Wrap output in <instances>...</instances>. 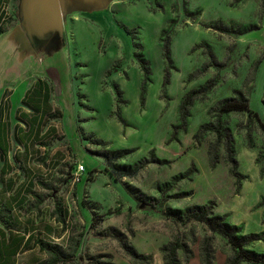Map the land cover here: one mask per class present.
Segmentation results:
<instances>
[{
	"label": "rangeland",
	"instance_id": "obj_1",
	"mask_svg": "<svg viewBox=\"0 0 264 264\" xmlns=\"http://www.w3.org/2000/svg\"><path fill=\"white\" fill-rule=\"evenodd\" d=\"M18 4L5 0L0 9V104L12 97L13 128L17 104L45 101L46 89L57 109V137L31 160L40 166L32 206L40 198L46 220L68 227L61 246L70 257L55 264H165L162 246L177 238L186 246L180 262L203 264L206 237L213 264H226L233 254L227 238L178 219L196 206L254 235L246 248L264 253V1L117 0L97 21L70 19V42L57 53L68 66L64 91L58 74L41 73L40 44L28 40ZM10 72L18 75L4 83ZM196 89L184 123L182 102ZM239 92L250 110L223 119L235 141L240 188L225 146L217 165L210 163L215 133L194 138ZM80 164L87 170L78 172Z\"/></svg>",
	"mask_w": 264,
	"mask_h": 264
},
{
	"label": "crops",
	"instance_id": "obj_2",
	"mask_svg": "<svg viewBox=\"0 0 264 264\" xmlns=\"http://www.w3.org/2000/svg\"><path fill=\"white\" fill-rule=\"evenodd\" d=\"M116 2L117 0H19L21 19H23L22 16H30V13H33L32 15L40 20V38L37 42L40 44L38 47L40 54L45 55L44 58L42 55L40 57V71L44 74L51 71L58 74L63 91L70 89V85H63L68 66L66 62L63 64L58 60L57 53L61 52L70 42L69 20L79 21L89 18L91 21H97L96 17ZM26 10L27 13H25ZM28 37L32 43L36 39L29 34ZM46 57L51 61L47 66H41L45 63ZM16 75L18 74L14 72L8 73L4 83L11 82ZM52 89L51 96L54 93V87ZM11 98L9 94H6L0 104V121L3 125V130L0 131V264H40L49 258V254L44 249L45 243L65 245L68 240V227L63 229L61 223L59 226L54 225L46 220L47 217L43 213H40L38 209L40 198L33 203V206L31 203V194L37 190V178H40V166L31 165V160L34 163V158L41 153L42 141L53 140L57 137L58 129L53 119L47 117L44 120L43 115L45 114L40 111V120L42 118L44 121L42 130L39 132L35 130L31 139H28L30 131L26 121L20 118V113L30 114L33 110L20 101L15 109L17 123L13 128L11 115L13 100ZM49 101L52 104V111H56L52 98ZM103 111L106 116L107 108L104 107ZM75 113L76 108H73L69 121H75ZM64 115L63 111L61 117ZM18 126L23 128L19 129ZM14 141L18 146L12 155ZM35 141L40 142V145L34 144ZM33 151L36 153L35 157ZM82 165L87 170V167ZM18 167L19 171H17ZM16 172L23 174L24 177L17 179L14 177ZM63 214L69 222L66 211Z\"/></svg>",
	"mask_w": 264,
	"mask_h": 264
},
{
	"label": "trees",
	"instance_id": "obj_3",
	"mask_svg": "<svg viewBox=\"0 0 264 264\" xmlns=\"http://www.w3.org/2000/svg\"><path fill=\"white\" fill-rule=\"evenodd\" d=\"M264 1V0H263ZM5 0H0V9L4 7ZM5 30L0 26V34ZM166 47L168 48L167 44ZM142 68L149 73L148 66L145 65V62L142 63ZM210 86L208 88L210 89ZM47 88V86H46ZM203 89H207L206 87ZM202 89V90H203ZM37 94H40V91H36ZM200 90L196 89L187 95L186 101L182 102V117L184 123L186 122L187 116L189 115V108L193 104L194 100L200 95ZM49 99V91H45V101H32L29 105L32 108V113L22 112L20 113V118L25 120L30 131L28 139H31V135L36 130L37 132L42 130L44 121L42 118L40 120V111H43L45 118H52L57 115V110L52 111V104ZM144 100V97L142 96ZM30 101H25L27 104ZM144 102V101H142ZM250 110V98L245 96L242 92H239L236 97H231L226 101L222 102L217 113L214 116L212 122H205L200 125L197 132L195 133L194 138L197 141H201L206 134L213 132L216 135V139L210 144L209 155L210 163L213 167L219 162V149L223 145L225 146V158L229 164L230 173L232 176L238 177V188L241 186V175L238 173V162L235 157V141L231 133L225 127V121L223 115L232 111H249ZM1 113V108H0ZM120 120L123 121L121 117ZM3 125L0 121V131L3 129ZM19 129H22V126H18ZM51 129V127H49ZM47 134V133H44ZM43 134V135H44ZM1 135V132H0ZM44 142V141H42ZM106 157H109L107 154H103ZM264 205V201H262ZM178 219L183 222H190L196 220L205 224L212 232L218 233L223 237L227 238L228 242L233 248V254L227 259L226 264H242L244 261H249L256 264H264V253H259L256 251H250L246 246L253 241L254 235H243L239 234V227L236 225H231L226 221L225 216L219 214H212L211 209L208 206H196L194 208H189L186 211L178 212ZM210 237L204 239V255H203V264H213L211 252H210ZM45 251L49 254V259L41 262L40 264H55L63 259L70 257L69 251H64L63 246L53 243H45ZM186 246L183 244L181 239L177 238L173 241H170L162 246V251L164 254L165 264H182L179 260V252L185 250ZM133 252V251H132Z\"/></svg>",
	"mask_w": 264,
	"mask_h": 264
},
{
	"label": "water",
	"instance_id": "obj_4",
	"mask_svg": "<svg viewBox=\"0 0 264 264\" xmlns=\"http://www.w3.org/2000/svg\"><path fill=\"white\" fill-rule=\"evenodd\" d=\"M28 11L26 10L25 13ZM33 13H30V16H22V24L26 30V32L29 34V36L34 37L35 42H37V39L40 38V20L35 16L32 15Z\"/></svg>",
	"mask_w": 264,
	"mask_h": 264
},
{
	"label": "built area",
	"instance_id": "obj_5",
	"mask_svg": "<svg viewBox=\"0 0 264 264\" xmlns=\"http://www.w3.org/2000/svg\"><path fill=\"white\" fill-rule=\"evenodd\" d=\"M83 170H85V167L82 165V164H80L79 166H78V172H82Z\"/></svg>",
	"mask_w": 264,
	"mask_h": 264
}]
</instances>
